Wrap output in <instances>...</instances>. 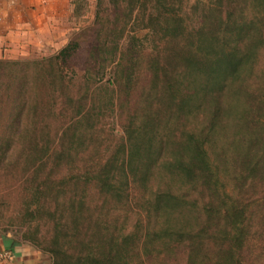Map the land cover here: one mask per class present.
I'll return each instance as SVG.
<instances>
[{
	"label": "trees",
	"instance_id": "16d2710c",
	"mask_svg": "<svg viewBox=\"0 0 264 264\" xmlns=\"http://www.w3.org/2000/svg\"><path fill=\"white\" fill-rule=\"evenodd\" d=\"M109 3L118 35L128 25L157 35L160 49L147 55L150 80L136 89L132 72L115 71L125 97L124 138L103 163L56 179L76 144V127L68 126L53 164L31 171L16 217L22 238L47 252L50 264H169L178 252L180 264H264V70L256 74L264 0H215L199 20L173 0ZM72 47L49 57L50 68L26 80L29 88L44 92L38 84L47 90L51 82L63 92L58 63ZM63 94L65 106L80 112L86 96ZM27 136L18 135L22 142ZM7 138L0 134L4 151ZM44 148L30 144L25 166ZM87 182L107 209L86 199Z\"/></svg>",
	"mask_w": 264,
	"mask_h": 264
},
{
	"label": "rangeland",
	"instance_id": "374dc122",
	"mask_svg": "<svg viewBox=\"0 0 264 264\" xmlns=\"http://www.w3.org/2000/svg\"><path fill=\"white\" fill-rule=\"evenodd\" d=\"M173 1L175 6L190 14L191 20H199L202 7L215 2ZM116 18L109 0H71V6L57 18L58 22L46 25L41 34L43 38L25 41L22 44L24 48L20 46L21 49L14 56L0 58V134L11 138L10 149L4 151V146L0 148V233H9L14 239L29 245V251L36 255L32 254L36 258L35 264H50L51 258L21 235L24 228L16 217L20 215L29 193L26 192V179L35 167L44 163L48 168L53 164L61 136L68 126L76 127V144L72 145L69 161L56 167V179L59 175L82 174L103 163L112 154L114 146L124 138L122 125L126 122V116L125 109L120 106L124 105L125 97L119 94L121 87L113 83L115 71L124 69L121 71L123 76L132 72L136 89H140L139 83L147 84L151 77V63L147 55L154 56L160 49L157 35L148 32L142 25L140 28L128 25L127 31L118 35L120 24L115 26ZM143 34H146V38ZM70 44L73 47L60 57L58 63L66 76V89L63 92L53 90L50 80L47 90L38 84L44 88V92L30 89L28 82L32 81L26 80L50 68L49 57ZM131 50L134 56L129 54ZM257 70L260 71H256V74L264 70V49L258 55ZM63 93L76 98L86 96L87 100L80 107L81 113L77 110L74 115L65 106ZM85 112L88 113V121L83 119ZM202 116V113L198 115ZM24 131L28 136L22 142L18 135ZM36 143L39 147L44 146L43 150L47 152L37 154L34 166L32 161L25 166L26 159L31 155L27 148ZM82 188L92 206L108 208L102 203L93 184L87 182ZM67 196L68 193L62 194L61 199L65 200ZM115 214L110 212V217ZM46 218L45 214L39 218L38 229L42 236L50 231ZM134 220L135 217L131 216L127 222L130 224ZM179 256L180 252L168 261L169 264H180L182 260ZM148 264L160 263L157 260Z\"/></svg>",
	"mask_w": 264,
	"mask_h": 264
},
{
	"label": "crops",
	"instance_id": "0c3cea01",
	"mask_svg": "<svg viewBox=\"0 0 264 264\" xmlns=\"http://www.w3.org/2000/svg\"><path fill=\"white\" fill-rule=\"evenodd\" d=\"M70 6L71 0H0V58L14 56L25 41L43 38L46 25L57 23ZM29 250L25 242L0 233V264H35Z\"/></svg>",
	"mask_w": 264,
	"mask_h": 264
}]
</instances>
